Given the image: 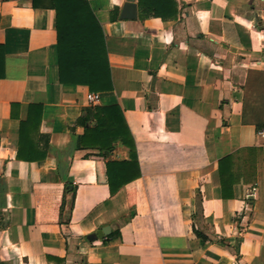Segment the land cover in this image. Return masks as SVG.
Here are the masks:
<instances>
[{"label":"crops","instance_id":"1","mask_svg":"<svg viewBox=\"0 0 264 264\" xmlns=\"http://www.w3.org/2000/svg\"><path fill=\"white\" fill-rule=\"evenodd\" d=\"M87 1L113 84L97 105L60 83L55 12L0 0V264H264V0H176L177 13L144 0L143 18L136 0V20L120 18L127 0ZM31 106L42 107L35 162L17 159ZM113 106L136 147L134 202L122 188L72 222L65 185L107 189L99 151L77 139ZM109 143L108 161L128 160L120 138ZM228 156L241 182L223 199Z\"/></svg>","mask_w":264,"mask_h":264},{"label":"trees","instance_id":"2","mask_svg":"<svg viewBox=\"0 0 264 264\" xmlns=\"http://www.w3.org/2000/svg\"><path fill=\"white\" fill-rule=\"evenodd\" d=\"M144 0H139L140 7ZM35 9L48 7L56 15L57 55L59 80L62 85L86 86L93 93H109L113 91L110 67L107 58L105 36L87 0H33ZM161 11L177 13L176 0H158ZM142 9V10H141ZM143 6L139 18H143ZM41 106H31L28 118L21 123L19 134V150L17 159L35 162L44 156L29 157L30 140L38 131ZM37 114V115H36ZM39 116V117H38ZM38 117V118H37ZM93 118L94 128L86 126L85 133L78 138L79 146L97 149L98 155L91 156L96 164L98 185L107 187L97 189L70 191L68 185L63 187L64 196L73 193V204L70 221H80L89 208L108 197L114 196L120 189L128 192L130 205L134 202L135 181L140 176L139 163L134 140L123 119L118 106L96 108ZM111 138H120L128 148L129 158L125 162L108 161L112 151ZM242 166L235 163V156H228L219 163L221 196L223 199L233 198V188L241 182L239 174ZM106 192V193H105ZM104 194V195H103ZM198 236H201L198 233Z\"/></svg>","mask_w":264,"mask_h":264},{"label":"water","instance_id":"3","mask_svg":"<svg viewBox=\"0 0 264 264\" xmlns=\"http://www.w3.org/2000/svg\"><path fill=\"white\" fill-rule=\"evenodd\" d=\"M136 0H127V3L124 4L120 18L121 20H136L137 19V4ZM110 233V228L105 227L96 233L89 235L87 239L90 242H93L97 239H104Z\"/></svg>","mask_w":264,"mask_h":264},{"label":"built area","instance_id":"4","mask_svg":"<svg viewBox=\"0 0 264 264\" xmlns=\"http://www.w3.org/2000/svg\"><path fill=\"white\" fill-rule=\"evenodd\" d=\"M100 99H101V95L98 94V93H90L88 94L87 96V101L90 105H97L99 104L100 102ZM258 135L262 138H264V128L260 129L258 131Z\"/></svg>","mask_w":264,"mask_h":264}]
</instances>
